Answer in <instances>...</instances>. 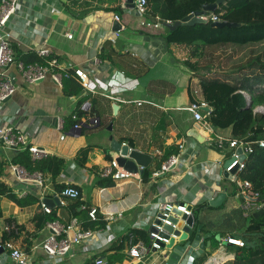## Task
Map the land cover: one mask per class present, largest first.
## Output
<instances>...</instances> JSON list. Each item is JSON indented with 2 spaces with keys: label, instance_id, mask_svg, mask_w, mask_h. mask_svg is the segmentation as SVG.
Instances as JSON below:
<instances>
[{
  "label": "crops",
  "instance_id": "obj_1",
  "mask_svg": "<svg viewBox=\"0 0 264 264\" xmlns=\"http://www.w3.org/2000/svg\"><path fill=\"white\" fill-rule=\"evenodd\" d=\"M69 1L21 0L17 16L6 30L12 35L15 55L27 59L31 53L49 49L51 58L63 68L87 72L98 94L85 92L71 79H64L62 88L50 78L28 84L14 66L9 68L17 90L0 106L2 126L24 134L29 145L46 151L45 159L63 160L64 170L56 180L50 174H42L44 185L40 187L33 180L41 173L30 174L23 166L15 164L25 150L6 148L0 141L1 182L19 198L32 195L39 200L36 205L21 208L2 197L0 235L10 238L8 242L22 251L30 247L31 264H88L90 261L96 264L98 260L103 264H167L169 253L166 254V250H152L142 259L133 258L129 254L133 245L127 241V236L132 231L149 236L163 204H184L196 210L226 193L227 203L221 211L202 209L200 216L204 217L205 223L217 222L232 210L242 209L243 198L239 193L232 196L231 184L235 185V182L225 178L223 173L230 152L218 151L187 110L195 100L193 91L201 89L200 81L184 64L189 58V49L167 46L166 27L142 28L140 22L147 20V16L142 18L133 9H128L127 0H89L92 6L101 8H95L83 19L68 13ZM105 8H122V12H110ZM116 15L121 18V37L118 39L113 34L114 24L118 23ZM3 33L0 29V38ZM68 34L73 38L69 39ZM108 96L132 103H120ZM139 101L143 102L141 106L136 104ZM86 103L89 107L84 113L80 106ZM75 114L81 116L80 123L84 124L80 130L75 129ZM91 119L99 120L97 126H88ZM193 129L206 137V142H198L190 136ZM216 135L231 138L229 130ZM111 139L152 159L147 161L148 167H139L137 173L128 172L129 176L116 180L113 187H98L100 179L111 177L103 173L111 169L112 161L119 156L112 149ZM86 150L87 155H84ZM172 157L178 158L179 164L154 178L153 174ZM32 159L35 160L33 156ZM16 168L24 170L27 176L19 179ZM56 184L77 187L82 203L79 212L85 207L98 209L106 227L96 230L102 236L96 235L89 247L73 245L68 255L53 258L41 247L53 233L47 227L53 222H48L30 244H24L25 237L19 234L21 228L33 233V218L44 210L42 205H46L47 200L54 199H59L60 203L54 208L48 207L57 213L60 221L55 223L63 228L77 222L76 228H80L79 219L68 210L69 203L76 198L69 197L64 201L56 191ZM111 214L120 217L108 221ZM202 226V238H205L208 233ZM194 230L191 240L196 236ZM71 233L62 234L59 239L72 242ZM110 235L115 238L107 242ZM207 241L203 240L204 243ZM176 244L183 245L178 239ZM234 255L224 254L219 246L202 257H208L204 264L211 261V264H224L234 261ZM0 264L17 263L11 258L10 251H0Z\"/></svg>",
  "mask_w": 264,
  "mask_h": 264
},
{
  "label": "trees",
  "instance_id": "obj_2",
  "mask_svg": "<svg viewBox=\"0 0 264 264\" xmlns=\"http://www.w3.org/2000/svg\"><path fill=\"white\" fill-rule=\"evenodd\" d=\"M147 1V20L159 19L163 26L169 22L171 24L180 22L191 14L202 11L204 5L214 4L218 0ZM95 8L101 7L92 6L89 0H70L66 6L68 13L79 19L86 17ZM105 10L120 14L122 12V8H105ZM211 15L217 16L222 22L242 24V27L214 28L211 26L212 22H209V24L195 26H179L174 31L166 28L165 40L168 47L179 46L189 49V58L184 64L200 81L203 97L212 110L208 121L215 132L229 130L231 138L228 140H243L252 144L253 153L248 155L244 169L238 174V179L252 185V190L259 194L258 206L262 207L264 205V147H260L259 142L264 141V113H257L255 110L264 107V0H226L215 13L208 14V16ZM15 58L25 64L45 65L47 62L36 53L29 54L27 59L17 55ZM70 79L76 81L75 83L82 89L75 78ZM79 114L78 120H74L76 123L81 121ZM215 144L218 151L229 150L231 155L229 142H224L222 147ZM83 154L87 155V150ZM107 159L112 161L111 157ZM15 164L23 166L30 174H50L53 180L58 179L64 170L63 160L48 157L36 161L32 159L29 150L22 152ZM2 170L3 166L0 163V199L8 198L21 208L39 203V200L32 195L19 198L11 193L1 182ZM115 184L116 180L109 177V179H100L98 187L109 188ZM231 185L234 191L232 196H236L237 185ZM55 187L60 196L69 188L77 190V187L58 184ZM63 199L67 201L69 197L63 196ZM80 199L81 197L76 198L68 205L70 213L79 219L80 228L83 231L104 229L106 222L102 217L98 215L96 221L91 220L89 213L92 208L85 207V210L79 212L82 207ZM226 203L227 200L218 208L208 204V206H200L192 210L196 226L204 225V231L213 235V251L219 248V239L216 240L219 236L222 239L233 238L244 243L243 247L234 252V261L225 264H264V213L257 219L254 217L261 207L248 213L242 209L232 210L217 222L205 223L204 217L200 216L204 207H207L208 212L221 211ZM56 221L60 220L54 209L51 214H45L44 210L40 211L32 220L35 231L29 233L21 228L19 236L25 237L24 244L27 242L30 244L31 239H35L37 233L48 222ZM67 226L66 224L65 227ZM126 239L132 245L140 241L149 242V236L140 231L130 232ZM6 241L11 239L3 234L0 235V243ZM24 251L29 253L30 247H26ZM207 258L204 256L195 264H204ZM88 264L94 263L90 261Z\"/></svg>",
  "mask_w": 264,
  "mask_h": 264
},
{
  "label": "built area",
  "instance_id": "obj_3",
  "mask_svg": "<svg viewBox=\"0 0 264 264\" xmlns=\"http://www.w3.org/2000/svg\"><path fill=\"white\" fill-rule=\"evenodd\" d=\"M125 1V0H124ZM21 3V0H2L0 4V29H3L4 33L0 38V106L3 105L8 98H11L15 92L16 87L13 83V78L9 74V68L14 66L22 75L23 79L28 84H35L40 81H43L47 78H50L59 88L63 87V80L76 78L79 84L82 86L85 92H89L92 94H98L96 90L93 89L92 84L90 82V78L87 72L83 69L77 68H63L56 59L51 58V52L49 49L43 48L38 50L36 53L40 58L46 59L47 62L45 65L40 64H25L22 61H17L15 58V53L12 47V35L11 33L6 30L8 29L9 25H11L12 19L17 16L18 14V7ZM147 0H134V12L137 13L140 17H145L147 14ZM209 22H220L217 16L211 15L205 17ZM115 21L121 23L120 16H115ZM168 24H171L170 22ZM142 28L146 29H159L161 28V22L159 19L155 21H148L146 19H142L140 22ZM6 30V31H5ZM114 36L116 39L121 37V32L115 31ZM68 38L72 39L73 36L68 34ZM97 63V60H94ZM195 100L190 104L188 107V111L192 114L194 121L199 125L201 131L207 137V140L212 143L219 144L220 147L223 146L224 142H229L230 149L232 151L228 162L233 161V164L223 169V173H230L233 169L237 168V173L234 175L235 179L234 182L239 189V195L244 200V205L242 206V210L248 212L254 211L259 209L258 206L259 202V194L252 190V185L249 182L240 181L238 179V174L242 172L245 167V162L249 154L253 153V147L251 143L245 142L243 140H228L226 138H222L216 135V132L213 126L208 121L209 113L212 111L209 104L205 101L202 91L194 90L193 91ZM114 101L130 104L132 101L121 99V98H114L108 96ZM138 106H141L143 102H136ZM89 104L86 103L81 106L83 112L88 111ZM256 112V111H255ZM74 120H78L77 115L73 116ZM99 120L98 119H91L88 122L89 127L97 126ZM84 124L77 123L75 125L76 130L82 129ZM0 141L6 148L9 149H24L29 150L35 160H42L47 157L46 151L39 149L37 146H31L28 143L27 137L22 134L18 133L12 127L4 128L2 126V121L0 120ZM126 145V144H123ZM260 147H264V141L259 142ZM131 151V150H130ZM241 151V153L239 152ZM244 156L245 159H242ZM179 164V159L176 157H172L168 162H166L160 171H156L153 174L154 178H159L162 174L170 172L173 168H175ZM113 169V170H111ZM111 169L106 170L103 175L104 176H111L115 180H121L129 176V173L125 171L123 168L118 166L116 160L112 161ZM19 179L25 178L27 175L24 170L20 168H16L15 170ZM37 185L42 187L44 185V179L42 174L37 175V179L33 180ZM62 196L70 197V198H78L80 193L76 189H67L62 193ZM63 204V202H61ZM44 211L48 214H51L52 209L46 206L45 204L42 205ZM177 208L182 213L186 214L188 217H193L192 211L187 210V205L184 204H163L160 206L159 213L162 214L163 217L159 218L161 224H154L151 226V229L154 228L156 231L151 232L149 235V243L139 242L136 245H133L130 248L129 254L136 259H142L148 252L152 250H162L160 243H169V239L163 237L162 234H168L165 230V226H173L176 229V226L173 225L169 218L172 215L173 210ZM262 208V207H261ZM89 216L92 221H96L98 218V209L92 208L90 210ZM120 215L111 214L108 218V221H113ZM158 217V215H157ZM47 227L53 231L48 238L41 244L42 249L46 253V255L56 258V257H63L70 253L72 246H83L89 247L93 240L95 239L96 235L102 236L101 233L96 231H83L78 227L77 222H73L68 227H61L58 226L55 222L48 223ZM69 232H73L74 234V241L70 242L69 239L62 240L59 237L62 234H68ZM170 236H173L170 234ZM115 237L110 235L107 238V242H110ZM223 243H220V250L225 247L224 243H230L235 247H243L244 243L241 240H236L233 238H226L222 239ZM0 251H10L11 258L17 264H31L32 260L28 253L22 251L21 249L15 247L11 242H4L0 243ZM212 262V261H211ZM211 262L209 264H211ZM233 262V260H232ZM220 262L219 264H222ZM96 264H103L102 260L96 261ZM225 264V263H224Z\"/></svg>",
  "mask_w": 264,
  "mask_h": 264
},
{
  "label": "water",
  "instance_id": "obj_4",
  "mask_svg": "<svg viewBox=\"0 0 264 264\" xmlns=\"http://www.w3.org/2000/svg\"><path fill=\"white\" fill-rule=\"evenodd\" d=\"M226 0H218L214 4H206L203 7V10L200 12H195L190 16L186 17L184 20L177 22L175 24H163L164 27L168 28L171 31L176 30L179 26H195L197 24H209V21L205 18L209 13H215L219 6H221ZM128 9H134L135 4L134 0H127ZM211 26L214 28H239L242 27V24L230 23V22H212ZM121 25L119 23L114 24V31H119ZM8 98L6 101H8ZM117 107V106H116ZM115 107V109H116ZM190 136H193L198 142H206V137H204L197 130L193 129L189 132ZM112 141V149L118 153V158L116 159L118 166L123 168L129 173H137L139 167H148V160L152 158L146 154H142L138 151H130L131 147L128 145H122L116 141ZM241 153V151H239ZM242 159H245L242 156ZM233 164V161L227 162L226 168L230 167ZM237 173V168L233 169L230 173L224 172V177L234 181V175ZM226 199V193H221L216 199L209 202L211 207H221ZM46 206H51L54 208L57 204L60 203L59 199L47 200ZM188 211H192V206H187ZM264 213V205L262 208L254 214V217L257 219ZM163 217L161 213L158 214V217L155 220V224H161L159 218ZM169 221L176 226L174 229L173 226L166 225L165 230L168 234H162L163 237L169 239V243H160L161 249L166 250V254L169 253L166 257L168 258L167 264H193L195 260L202 257L205 253L212 251V234H207L205 238H202V229L203 226L200 225L196 230V236L193 240L190 239V235L193 233L194 226L196 221L194 217H188L186 214L182 213L180 210L175 208L172 212ZM154 228L151 229V232H155ZM172 234L173 236H170ZM71 241H74L73 232L70 234ZM177 239L183 245H177ZM207 239V243H204L203 240ZM226 247H234L232 244L225 242ZM238 251L239 248L235 247ZM153 252H159L158 250H153ZM165 254V255H166ZM165 258V257H164Z\"/></svg>",
  "mask_w": 264,
  "mask_h": 264
},
{
  "label": "rangeland",
  "instance_id": "obj_5",
  "mask_svg": "<svg viewBox=\"0 0 264 264\" xmlns=\"http://www.w3.org/2000/svg\"><path fill=\"white\" fill-rule=\"evenodd\" d=\"M257 113H264V107H260V108H257L256 110H255ZM200 226V225H199ZM198 226V227H199ZM195 231V230H194ZM196 232V231H195ZM219 239V242L220 243H223L222 242V238H220V236H219V238H216V240H218ZM219 246H221V245H219L218 244V247ZM236 251V249L235 248H233V247H223V249H222V252L224 253V254H228V253H234ZM220 262H216V264H219Z\"/></svg>",
  "mask_w": 264,
  "mask_h": 264
}]
</instances>
